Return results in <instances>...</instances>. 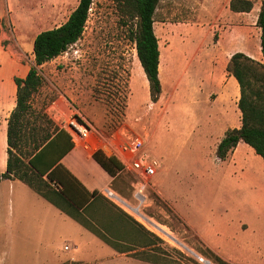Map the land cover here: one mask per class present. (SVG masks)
<instances>
[{
    "label": "rangeland",
    "instance_id": "obj_1",
    "mask_svg": "<svg viewBox=\"0 0 264 264\" xmlns=\"http://www.w3.org/2000/svg\"><path fill=\"white\" fill-rule=\"evenodd\" d=\"M78 1L0 0V74L13 68L18 75L25 73L33 64L34 37L62 24ZM250 1L249 12L232 11L230 0L159 1L153 22L160 50L161 93L156 102L150 100L136 55V19L126 18L115 0H92L81 37L39 67L42 85L31 103L53 128L62 127L75 113L103 136L119 130L148 138L146 148L157 173L142 203L133 196L129 174L118 173L112 190L139 205L142 214L168 234L109 199L110 209L99 199V216L89 217L119 241L118 250L136 248L129 256L146 258L151 250L134 221L160 238L156 245L172 264H216L201 254L207 247L186 220L200 232L225 231L238 240L249 241L254 228H264L263 159L253 158L251 148L240 143L235 162L243 170L234 174L230 156L221 164L213 153L224 133L241 125L239 85L226 70L231 55L242 52L264 62L256 23L263 0ZM14 101L15 89L5 83L1 120H7ZM52 106L59 109L57 114ZM39 199L42 202L21 203L14 197V232L10 242L0 237V264H37V255L45 250L41 242L53 250H60L65 240L83 243L81 226ZM39 211L46 219H39ZM240 220L248 224L247 232L239 230Z\"/></svg>",
    "mask_w": 264,
    "mask_h": 264
},
{
    "label": "trees",
    "instance_id": "obj_2",
    "mask_svg": "<svg viewBox=\"0 0 264 264\" xmlns=\"http://www.w3.org/2000/svg\"><path fill=\"white\" fill-rule=\"evenodd\" d=\"M115 1L126 18L136 19L137 28L134 34L136 55L148 81L150 100L156 102L161 93L160 50L153 22L160 0ZM91 3L92 0H79L62 24L43 30L34 37L33 64L24 78L14 77L15 105L7 118L6 169L0 173V180L13 178L21 180L63 213L117 249L116 243L119 241L110 238L89 220V217L96 219L99 215L90 213L89 217L84 216L89 213L91 204L87 202L90 198L93 197L92 204L97 203L98 207L102 195L97 191L92 194L81 193L82 186L66 169L57 164L61 156L72 148L69 135L63 129L53 128L46 114L42 110H34L31 103L32 97L42 85L39 67L65 52L81 37ZM229 6L235 12H249L252 9V2L230 0ZM256 23L261 30L260 51L264 59V0L260 5ZM226 70L239 85L237 106L241 113V125L224 133L216 146V157L225 160L237 144L243 142L264 160V62H257L242 52H236L231 55ZM32 116L35 119L30 121ZM40 155H50L45 160V170H42L37 163ZM93 157L114 178L120 173L121 165L114 157L105 156L100 151H96ZM45 174L49 182L56 181L58 189L53 188L48 180L43 178ZM105 206L108 209L111 208V206ZM99 210L98 207L97 212ZM134 222L146 237V247H151L146 258L138 257L155 264H172L168 261L170 256L166 255L163 248L156 245V241H161L160 238L136 221ZM130 251H136V248L121 250V252ZM201 254L216 264H231L208 247Z\"/></svg>",
    "mask_w": 264,
    "mask_h": 264
},
{
    "label": "crops",
    "instance_id": "obj_3",
    "mask_svg": "<svg viewBox=\"0 0 264 264\" xmlns=\"http://www.w3.org/2000/svg\"><path fill=\"white\" fill-rule=\"evenodd\" d=\"M9 62L10 65L12 66L16 64L14 58L9 60ZM14 70L15 69L13 68V70L6 75L0 74V91L2 90V87L5 83L10 82L14 86L16 92L14 77L24 78L28 71L27 70L25 73L18 75L17 73H15ZM14 105H15V101H14ZM6 129H7V123L5 126L3 120H1L0 118V138H1L0 139V173L4 172L6 169V160H7V154H6L7 142H6V133H5ZM64 131L67 133L66 130ZM67 134L69 135V133ZM70 141L72 142V148L68 152H66L63 156H61L57 164L63 167L64 169H66L68 173H70V175L82 186L84 192L82 191L81 193L87 192L88 194H92V192L97 191L100 195H102L103 204L107 206H111V203L108 201V198L105 196L104 193L106 189L112 190V183L114 177L111 176L94 159L93 154L98 150H94L90 147H85L81 142L74 143L71 137H70ZM240 143L243 142H239L237 146L233 149V151L229 154L230 157L228 156L229 163L233 167L234 174H238L240 171L243 170V169L239 170V164L235 162L236 153L238 152V148H239L238 145ZM216 146H214V150H213L214 154H215ZM100 152L103 153L102 151ZM248 152L251 153L253 158L260 160V156L257 154L259 156L258 157L252 148L251 150L249 149ZM47 156L49 157L50 155H40L38 157L37 163L39 164L40 167H42V170H45L46 168L44 166V163L46 162L45 160L48 158ZM215 158H217L216 154H215ZM217 160H218L217 162L221 164L224 162L223 160H220L218 158ZM263 161L262 163L264 164ZM43 178L45 180H48L46 174L43 176ZM49 183L53 188L58 189L56 181ZM14 197L17 198L19 201H21V203L23 201L25 202L26 200L27 201L36 200V202L39 203L42 202L39 199L41 197L48 205L55 207L52 203H50L48 200L40 196L32 188H30L26 183L22 182L17 178L0 180V213H2L3 211V203L5 202V206H4L5 217H4V221L0 223V237H1V241L4 243H6L8 239L10 242V234L14 232L13 224L10 222L11 216L13 215L12 211H13ZM92 202H94L93 197H91L89 202H87L89 205L91 204V207L89 213H87L86 215L89 216L91 214L97 215L98 213L97 203L92 204ZM55 208L58 209L57 207ZM59 211L65 216L71 218L70 216L63 213L61 210ZM35 214H37L40 220L42 216L44 219H46L47 216L46 213L42 215L40 211L36 212ZM71 219L74 220L73 218ZM186 221L192 227L195 233L199 236L200 240L206 245V247H208L210 250H212L214 253H216L219 257H221L225 261H228L231 264H264V228L261 227L254 228L252 230L253 237L248 241L247 239H242V240L235 239L234 237H232V235L227 234L225 231H219L214 229L211 230L209 234H206L200 232V230H197L188 220ZM79 225L81 226L82 230L78 232V234L84 239L82 244H78L75 241L65 240L62 243L60 250H56V249L53 250L51 249L50 243L47 244L41 242L45 250L43 251L44 253H39L37 255V264H155L140 259L139 257L129 256L128 255L129 252H121V250L115 249L114 247L105 243L103 240H101L99 237H97L87 228H85L81 224ZM238 226H239V230H241L243 233L248 231L247 229L248 224L246 223V221L240 220ZM49 235L50 232L48 236ZM48 239H50V237H48ZM40 241L46 242L47 240L40 239ZM65 244H69L72 247L70 252H65L63 250V246Z\"/></svg>",
    "mask_w": 264,
    "mask_h": 264
},
{
    "label": "built area",
    "instance_id": "obj_4",
    "mask_svg": "<svg viewBox=\"0 0 264 264\" xmlns=\"http://www.w3.org/2000/svg\"><path fill=\"white\" fill-rule=\"evenodd\" d=\"M52 107L54 114H57L59 109L56 106ZM73 114L74 116L70 117L60 128L69 133L74 143L81 142L85 147L102 151L108 157H114L121 165L120 172L129 174L133 178V196L140 205L157 173V165L146 148L148 138L139 134H126L119 130L103 136L90 125L84 124L78 115ZM104 194L109 200L131 214L139 217L145 216L140 211L139 205L129 204L114 191L106 189ZM71 249L69 244L63 246L65 252H70Z\"/></svg>",
    "mask_w": 264,
    "mask_h": 264
},
{
    "label": "bare ground",
    "instance_id": "obj_5",
    "mask_svg": "<svg viewBox=\"0 0 264 264\" xmlns=\"http://www.w3.org/2000/svg\"><path fill=\"white\" fill-rule=\"evenodd\" d=\"M162 75H161V73H160V77H161ZM10 85V84H9ZM14 87V86H13ZM8 89V88H7ZM6 90V89H5ZM5 96V95H4ZM3 96V97H4ZM3 123L5 124V126H6V120H3ZM5 131V130H4ZM4 133V132H3ZM6 133V132H5ZM1 139V138H0ZM139 217V216H138ZM140 219H142V221H144L145 223H148V224H151V226H153L155 229H157V230H159L160 231V229H161V232H165V233H167V230H165L164 228H162V227H160V226H158L156 223H154V222H152V221H150V220H148L146 217L144 218V217H139ZM168 234V233H167Z\"/></svg>",
    "mask_w": 264,
    "mask_h": 264
}]
</instances>
